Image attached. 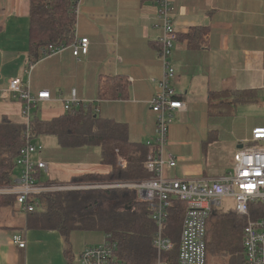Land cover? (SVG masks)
I'll use <instances>...</instances> for the list:
<instances>
[{"label": "crops", "instance_id": "obj_1", "mask_svg": "<svg viewBox=\"0 0 264 264\" xmlns=\"http://www.w3.org/2000/svg\"><path fill=\"white\" fill-rule=\"evenodd\" d=\"M76 1L75 35L88 38L87 54L75 57L67 48L40 58L28 76L30 0H0V120L6 116L22 122V102L1 95L8 80L19 77L30 81L34 93L45 89L51 94L33 109V115L48 120L63 114L64 101L75 89L76 105L93 102L100 117L126 124L130 141L146 144L155 134L149 100L162 76L156 0H79L77 12ZM173 13L178 38L170 55L175 70L170 84L186 107L176 112L169 127L164 151L177 162L165 167L164 174L215 178L232 171L236 150L253 128L264 126V0H176ZM193 27L207 29L203 45L197 48L183 37ZM101 77L123 78L125 95L100 99ZM241 94L247 99L237 101ZM183 119L191 125L174 123ZM191 130L195 139L198 134L211 139L207 145L211 161L205 165L195 162L190 151L191 145H198L182 137L183 131ZM39 136L50 143L33 156L47 163L43 179L66 183L77 175L110 170L101 162L100 146L67 148L54 135ZM59 157L73 160L62 162ZM0 217L4 218L0 264H79L80 252L100 244L107 235L101 230H72L66 244L59 231L28 225L27 213L17 205L14 211L0 209ZM14 234L21 236L24 247L13 242Z\"/></svg>", "mask_w": 264, "mask_h": 264}, {"label": "trees", "instance_id": "obj_2", "mask_svg": "<svg viewBox=\"0 0 264 264\" xmlns=\"http://www.w3.org/2000/svg\"><path fill=\"white\" fill-rule=\"evenodd\" d=\"M76 0H30L29 42L30 56L27 67L40 58V48L46 44H70L75 36ZM207 34L205 27H193L183 37L192 48L203 45ZM178 38V35H177ZM159 49V42L156 45ZM100 99L123 97L127 84L123 78L101 77L98 86ZM178 97V96H177ZM247 98L242 94L236 100ZM36 112V110L34 111ZM31 133L36 139L41 134L54 135L61 147L74 148L97 145L101 148V162L108 165L107 173H84L71 181L87 180L139 181L150 176L144 166L148 151L145 143H134L128 138L125 123L100 117L93 102H79L63 114L45 120L33 115ZM24 122H14L6 116L0 120V188L13 183L16 174L15 159L25 142ZM116 150L118 152H116ZM121 156L126 166H117ZM36 207L27 211L28 225L54 229L64 237L66 244L72 230H101L117 243L116 257L127 264H178V239L186 203L170 198L167 208L164 235L173 246L157 253L153 245L156 225L150 210L134 188L109 187L47 192L35 197ZM11 194L0 193V209L15 207ZM264 209V204L253 203ZM246 218L236 214L233 208L223 210L215 206L206 223V259L210 254L217 259L227 258L230 264H243L242 229Z\"/></svg>", "mask_w": 264, "mask_h": 264}, {"label": "built area", "instance_id": "obj_3", "mask_svg": "<svg viewBox=\"0 0 264 264\" xmlns=\"http://www.w3.org/2000/svg\"><path fill=\"white\" fill-rule=\"evenodd\" d=\"M78 1L75 5L76 12ZM175 1L156 0L159 20L156 26L161 28L158 57L162 76L157 80V90L149 100L155 117V134L154 139L146 143L148 151L144 166L150 176L139 181L99 183H57L43 179L42 175L48 171L47 163L41 158L33 159V156L41 154L44 146L32 136L30 122L33 109L37 108L40 102L51 99V94L45 89L34 93L29 80L23 82L19 77H13L1 90V95L22 102L25 142L15 159L17 175L13 183L0 188V193L15 196L16 205L21 211L27 212L36 207L35 197L47 192L109 187L134 188L139 198L147 203L151 219L156 225L153 245L158 253L173 246L171 239L163 232L170 198L176 197L186 203L178 243V264H206L207 219L212 209L221 206L222 201L228 198L233 201L236 214L246 218L242 229L243 264H264V209L253 205L255 202L264 204V126L253 128L250 138L242 142L241 147L234 153L233 169L228 173L209 179L167 178L164 174L165 167H173L177 162L174 155L164 151L168 142L169 127L176 112L186 107L170 84L175 74L170 55L178 35L173 23ZM67 48L71 49L75 57L87 54L88 38H78L75 35L70 44L43 45L40 48L41 58L56 55ZM33 65L25 70L28 76ZM75 103L76 93L75 89H72L71 98L64 101V111ZM117 165L124 168L125 159L118 156ZM12 240L19 247L25 246L19 234H14ZM116 249V241L107 234L100 244L86 246L80 252L79 264H127L117 259Z\"/></svg>", "mask_w": 264, "mask_h": 264}, {"label": "rangeland", "instance_id": "obj_4", "mask_svg": "<svg viewBox=\"0 0 264 264\" xmlns=\"http://www.w3.org/2000/svg\"><path fill=\"white\" fill-rule=\"evenodd\" d=\"M174 123L175 124H182V125H184V128L187 127V125H189V124L191 125V122L187 121V119H185V120L184 119L183 120H175ZM194 134L195 133L192 130L189 133H187L186 131H183V136L182 137L184 139H187V140H192L198 145L197 148L194 147L193 145H191L190 146V151L194 155V158H195L194 161L195 162H200V163H203L205 165L206 162H210L211 161L210 156L207 157V155L210 152V145L209 146H207V145L209 144V141L211 139L208 137L207 134L205 135V137H200V135L198 134V135H196V136H198L197 139H195ZM47 139L48 138H46V137L43 138V137L39 136V137L36 138V142H38L40 144H43V146L45 145V147L46 146L48 147V144H50V143H47ZM225 141H228V140H225ZM58 159L60 160V157ZM69 159L73 160L72 158L65 157V158L61 159L60 161L66 162ZM60 161H57V162H60ZM219 164H221L220 161H219ZM15 174L17 175V168L15 169ZM42 177H45V174H43ZM87 181L88 182H98V183L99 182H105V180L104 181L87 180ZM89 189H95V188H89ZM58 191H67V190H58ZM58 191H56V192H58ZM220 207L223 210H228L230 207H233V201L231 199L225 198L222 201ZM9 209L14 211L15 207L12 206ZM3 222H4V218L0 217V224H2ZM207 257L208 258L206 259V264H230V262H229V260L227 258H225L224 260H221V259H217L216 257H214V256H212L210 254Z\"/></svg>", "mask_w": 264, "mask_h": 264}]
</instances>
